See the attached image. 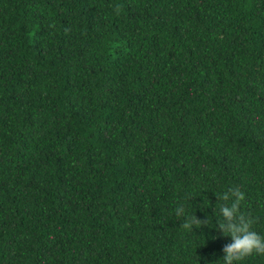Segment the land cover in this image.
I'll list each match as a JSON object with an SVG mask.
<instances>
[{
	"label": "trees",
	"instance_id": "16d2710c",
	"mask_svg": "<svg viewBox=\"0 0 264 264\" xmlns=\"http://www.w3.org/2000/svg\"><path fill=\"white\" fill-rule=\"evenodd\" d=\"M230 186L264 234V0H0V264H220Z\"/></svg>",
	"mask_w": 264,
	"mask_h": 264
},
{
	"label": "clouds",
	"instance_id": "9594fccd",
	"mask_svg": "<svg viewBox=\"0 0 264 264\" xmlns=\"http://www.w3.org/2000/svg\"><path fill=\"white\" fill-rule=\"evenodd\" d=\"M245 193L235 186L228 187L223 191L219 199L230 201L219 205V215L216 216V226L220 234L230 236L229 242L225 243L221 249L222 255L216 260L220 264H242L243 258L252 254H264V234L252 228L254 217L246 214L240 209V202ZM176 215H184L183 227L192 230L193 225L198 226L207 223V220L197 218L194 212L185 215L184 205L176 208Z\"/></svg>",
	"mask_w": 264,
	"mask_h": 264
}]
</instances>
